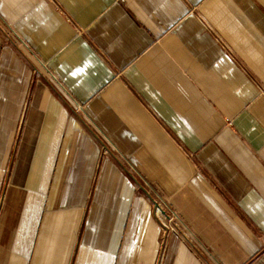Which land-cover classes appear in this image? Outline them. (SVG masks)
Returning a JSON list of instances; mask_svg holds the SVG:
<instances>
[{
  "label": "crops",
  "instance_id": "obj_1",
  "mask_svg": "<svg viewBox=\"0 0 264 264\" xmlns=\"http://www.w3.org/2000/svg\"><path fill=\"white\" fill-rule=\"evenodd\" d=\"M0 264H264V0H0Z\"/></svg>",
  "mask_w": 264,
  "mask_h": 264
}]
</instances>
